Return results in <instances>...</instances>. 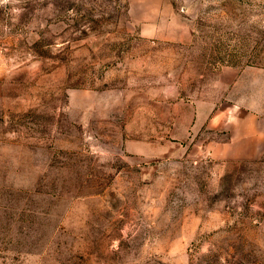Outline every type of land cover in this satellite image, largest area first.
<instances>
[{"label":"rangeland","instance_id":"obj_1","mask_svg":"<svg viewBox=\"0 0 264 264\" xmlns=\"http://www.w3.org/2000/svg\"><path fill=\"white\" fill-rule=\"evenodd\" d=\"M0 264H264V0H0Z\"/></svg>","mask_w":264,"mask_h":264},{"label":"clouds","instance_id":"obj_2","mask_svg":"<svg viewBox=\"0 0 264 264\" xmlns=\"http://www.w3.org/2000/svg\"><path fill=\"white\" fill-rule=\"evenodd\" d=\"M4 2H6V0H4Z\"/></svg>","mask_w":264,"mask_h":264}]
</instances>
